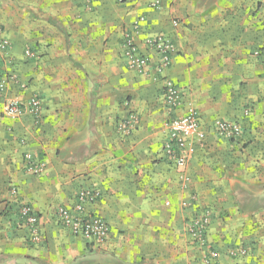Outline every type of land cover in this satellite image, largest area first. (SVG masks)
<instances>
[{
  "label": "crops",
  "instance_id": "0c3cea01",
  "mask_svg": "<svg viewBox=\"0 0 264 264\" xmlns=\"http://www.w3.org/2000/svg\"><path fill=\"white\" fill-rule=\"evenodd\" d=\"M155 1L0 0L3 69L18 76L5 98L43 103L39 119L15 118L0 100V264H206L186 231L206 209L216 264H264V0ZM127 33L144 50L148 37L168 36L170 64L158 70L148 50L146 71L131 68ZM167 81L181 92L176 108L164 101ZM191 108L207 138L180 168L162 147L167 122ZM217 119L239 123V136L217 135ZM26 151L44 161L41 173L26 169ZM84 188L101 192L87 211L109 225L102 242L57 217ZM24 202L40 216L37 240L19 223ZM232 246L248 256L229 257Z\"/></svg>",
  "mask_w": 264,
  "mask_h": 264
},
{
  "label": "built area",
  "instance_id": "2783aa9c",
  "mask_svg": "<svg viewBox=\"0 0 264 264\" xmlns=\"http://www.w3.org/2000/svg\"><path fill=\"white\" fill-rule=\"evenodd\" d=\"M155 6L159 5L156 0ZM140 18L134 24V30H140ZM175 24L178 21L174 22ZM146 49H142L134 41L131 33L125 35L123 57L131 68L139 72H145L149 63L150 55L148 50H153L159 55L158 70L167 67L174 52L173 41L163 33H158L148 37L145 40ZM10 42L6 38L0 40V100L3 101L5 113L17 118L24 112L33 114L37 119L41 116L43 103L40 95L33 94L27 103L19 99L5 98V92L10 82L18 80L17 74L13 72L6 73L3 70L2 61L8 59V50ZM26 57H35L31 49L25 51ZM10 61V60H9ZM164 101L169 108H176L181 100L180 90L170 81L165 83L163 88ZM136 119L134 116L120 122L119 127L125 132L130 133L135 127ZM168 138L162 147V153L169 162L177 167L184 168L191 157L196 152L198 145L202 146L207 138V132L202 127L200 113L196 108L189 109L180 116H173L167 122ZM214 129L217 135L228 139L237 138L241 132V127L237 122L217 119L214 122ZM24 162L26 169L33 173L39 174L43 171L44 161L32 151L24 153ZM190 177H186L185 181L189 182ZM101 196L98 189L84 188L81 189L76 196V202L72 207L60 206L57 210L59 221L67 227L74 235L86 238H93L98 242L104 241L110 234V228L107 221L100 215L87 211V207L95 203ZM195 199L185 201L183 207L194 205ZM19 223L28 227L32 234V239L38 238L37 228L40 222V216L29 203H21L19 208ZM212 212L209 209L194 213L186 221V231L191 237V241L203 253V260L206 264H216L220 253L207 240V232L211 222ZM249 250L244 246H232L228 249L229 257L233 259L245 258L248 256ZM237 264H250L249 262H238Z\"/></svg>",
  "mask_w": 264,
  "mask_h": 264
},
{
  "label": "rangeland",
  "instance_id": "374dc122",
  "mask_svg": "<svg viewBox=\"0 0 264 264\" xmlns=\"http://www.w3.org/2000/svg\"><path fill=\"white\" fill-rule=\"evenodd\" d=\"M2 63H3V61H2ZM2 67H3V65H2ZM4 70V69H3Z\"/></svg>",
  "mask_w": 264,
  "mask_h": 264
},
{
  "label": "trees",
  "instance_id": "16d2710c",
  "mask_svg": "<svg viewBox=\"0 0 264 264\" xmlns=\"http://www.w3.org/2000/svg\"><path fill=\"white\" fill-rule=\"evenodd\" d=\"M56 24V23H55Z\"/></svg>",
  "mask_w": 264,
  "mask_h": 264
}]
</instances>
